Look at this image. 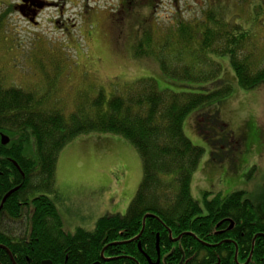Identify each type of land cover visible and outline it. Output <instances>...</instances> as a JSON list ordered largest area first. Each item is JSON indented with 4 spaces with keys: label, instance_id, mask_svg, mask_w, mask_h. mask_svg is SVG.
I'll use <instances>...</instances> for the list:
<instances>
[{
    "label": "trees",
    "instance_id": "trees-1",
    "mask_svg": "<svg viewBox=\"0 0 264 264\" xmlns=\"http://www.w3.org/2000/svg\"><path fill=\"white\" fill-rule=\"evenodd\" d=\"M210 10L188 22L176 18L173 28L163 27L155 42L151 35H158L160 28L151 24L153 32L139 44L150 50L137 52L156 61L159 78L135 80L108 98L99 89L68 115L44 108L37 94L6 88L0 77V204L18 188L0 211V264H146L138 244L149 258L157 257L158 244L160 256L168 253L167 264H178L188 244V255H193L188 264H202L197 262L199 252L213 259L220 248H205L201 241L211 242L213 227L223 219L234 223L227 232L233 242L231 258L236 252L237 260L250 256L248 264H264V191L250 200L241 191L223 200L204 199L209 212L205 218L191 196L192 177L204 150L184 135V121L231 93L214 57H227L242 91L264 84V61L256 60L250 32L221 18L218 6ZM93 133L129 142L140 156L142 180L124 216H105L93 230L71 234L63 229L48 196L54 194L60 151L74 138ZM1 136L9 138L7 145L1 144ZM168 232L179 240L173 243Z\"/></svg>",
    "mask_w": 264,
    "mask_h": 264
},
{
    "label": "rangeland",
    "instance_id": "rangeland-1",
    "mask_svg": "<svg viewBox=\"0 0 264 264\" xmlns=\"http://www.w3.org/2000/svg\"><path fill=\"white\" fill-rule=\"evenodd\" d=\"M183 1L186 4L181 8L170 5L168 0H156L148 7L144 2L138 7L128 4L125 9L118 0H89L88 5L93 8L87 17H76L79 7H68L62 20L65 25L56 26L51 19L40 21V17L36 25L26 22L13 9L17 0H0L3 84L37 94L42 97L44 108L51 106L68 115L81 100L93 98L99 89L108 98L135 80L157 79L160 70L156 61L137 52L150 50L145 44L140 49L139 44L153 32L151 24L160 28L158 35H151L153 41L159 40L161 29L173 28L176 18L188 22L214 7L212 0H205L204 4ZM220 8L221 18L250 32L256 60L264 61V0H224ZM214 60L221 65V79L230 84L231 93L222 102L213 101L194 111L183 124V133L192 145L204 150L191 181V196L201 207L205 193H209L207 199L238 191L254 198L264 191V84L242 91L227 57ZM210 117L221 122L218 128L227 125L224 132L241 136L233 159L212 160L210 150L217 148L211 145L217 146L212 141L219 132L207 126ZM142 175L140 156L125 139L111 134L81 135L60 151L54 194L48 197L66 232L91 231L100 218L125 215Z\"/></svg>",
    "mask_w": 264,
    "mask_h": 264
},
{
    "label": "flooded vegetation",
    "instance_id": "flooded-vegetation-1",
    "mask_svg": "<svg viewBox=\"0 0 264 264\" xmlns=\"http://www.w3.org/2000/svg\"><path fill=\"white\" fill-rule=\"evenodd\" d=\"M154 1H156V0H118L121 8L124 7L125 9H128L127 8L128 4L132 5V7H133V5H134V7H138L144 2L147 3L146 7H148L151 4H153ZM230 1H233V0H230ZM88 2H89V0H81L80 3H74L71 0H17V4H15L13 9L16 10V12L19 13L20 16L26 22L33 23L36 25L37 20L40 17V21H42V19H44V20L51 19L53 25L61 26L62 24L65 25V23H62V20H63V17L65 15V11H67L68 7H70V9H77L79 7L78 11H80V12L77 14H74V15L76 17H79L80 19L87 17L93 8L91 5H88ZM204 2H205V0H196L195 4H200V3L204 4ZM223 2H224V0H212L213 6H218L219 8L223 7ZM168 3L170 5L174 4L175 7H177V8H181V7H183L184 4H186V2H184L183 0H168ZM209 5H210V3H209ZM52 15H56V17H53ZM192 18H194V17H191V19ZM63 29H66V28L64 27ZM216 122H217L216 119L212 120L211 117L207 121V126L209 128L217 130L219 132V133H217V139L215 141H212L213 144H215L217 146H211V148H217V149H216V151L210 150L211 151V153H210L211 158H212V160L217 161V162L219 160L222 161V159L224 157H230L233 159L234 149L236 146L239 145L242 138H241V136L235 137L231 131L224 132V129L227 128V125L223 124L225 127L221 129V128H218V126L220 125L221 122H218V123H216ZM231 194L227 195L226 197H219V196H215V197H219L220 200H223V199L227 198L228 196H230ZM215 197H213V198H215ZM249 198L250 197L246 196L244 199L248 200ZM3 199H4V197L2 198V201H3ZM204 199H206L207 201H210L212 198L207 199V197L206 198L204 197ZM204 199L202 201V204H203L202 207L198 203V205L200 206V210H201V215H200L201 218L208 217V215H209V212L205 206V200ZM4 203L1 202L0 211H1L2 205ZM21 205L26 206L27 204L26 203H19V206H21ZM227 222H228L227 219H223L213 227V232H212L213 238H212L211 242H209V241H201L202 243L200 242L205 248H209V247L217 248L218 247L220 249L218 251H215L212 253L214 255L213 259L210 256H206V252H199V257H197L198 263L221 264L222 262H225V260H227L228 264H229L231 259H233L234 264H248L249 263L250 256H249V258H247V260H244V261L239 260V257L237 260L236 252H235L233 258H231L230 246L233 244V242L230 238L227 237V232L231 231L234 228V223L232 221H230V223H227ZM202 228L204 229V227L201 226V229ZM168 235H169V238L171 239V241L173 243H176L179 240V238H177V237H176L177 240L175 238L174 239L171 238L170 232H168ZM227 244H228V246H227ZM181 246L183 247V245H181ZM190 247H188V244H187L186 245V248H187L186 252H184L183 249L181 250V258H180L178 264H188L192 260L193 255L192 256L188 255ZM137 249H138V245H137ZM138 251L140 252V254L143 255V258H144L146 264H167L166 261L168 259V256H167L168 253H166L164 256H160L159 255V249L157 252V248H156V252H157L156 258H149L143 253L142 250L140 251L138 249ZM171 251L172 250H170L169 253H171ZM250 254H251V252H250ZM133 261L136 262L135 260H133ZM223 264H227V263H223Z\"/></svg>",
    "mask_w": 264,
    "mask_h": 264
},
{
    "label": "water",
    "instance_id": "water-1",
    "mask_svg": "<svg viewBox=\"0 0 264 264\" xmlns=\"http://www.w3.org/2000/svg\"><path fill=\"white\" fill-rule=\"evenodd\" d=\"M9 143V138L6 136H1V144L2 145H7ZM14 165L16 166V164L14 163ZM18 190V188L13 189L12 191H10L9 193H7L2 201V203H4L6 201V199H8L13 193H15ZM142 233V232H141ZM141 233L134 238V241L138 240L139 237L141 236ZM170 235V234H169ZM257 237V236H256ZM255 237V238H256ZM254 238V239H255ZM177 240V239H176ZM156 248H157V252H158V244H156ZM138 249L141 251L140 245L138 244ZM42 264H51L49 261H43Z\"/></svg>",
    "mask_w": 264,
    "mask_h": 264
},
{
    "label": "bare ground",
    "instance_id": "bare-ground-1",
    "mask_svg": "<svg viewBox=\"0 0 264 264\" xmlns=\"http://www.w3.org/2000/svg\"><path fill=\"white\" fill-rule=\"evenodd\" d=\"M15 162H13V165H14ZM16 164V163H15ZM15 166V165H14Z\"/></svg>",
    "mask_w": 264,
    "mask_h": 264
}]
</instances>
